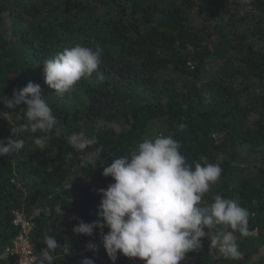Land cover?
<instances>
[{"label":"trees","instance_id":"trees-1","mask_svg":"<svg viewBox=\"0 0 264 264\" xmlns=\"http://www.w3.org/2000/svg\"><path fill=\"white\" fill-rule=\"evenodd\" d=\"M77 44L102 49L98 70L56 93L45 83L44 61ZM29 82L40 85L56 124L43 151L33 141L45 134L25 131L17 137L24 147L0 156V252L17 232L13 211L22 209L33 223L35 264L46 235L60 243L54 264L83 258L113 264L99 228L91 236L72 229L98 219L97 190L114 183L103 168L163 134L180 143L193 168L220 165L201 206L217 195L236 200L249 211V232L255 231L235 233L239 260L210 250L206 236L180 264H264V0H0V96L11 98ZM21 109L27 105L0 104L10 116L0 117V139L25 122L17 119ZM155 124L159 129L149 136ZM73 133L97 143L80 152L67 142ZM70 176H76L71 188L62 190ZM65 245L73 256L64 254ZM0 264L13 263L7 256ZM115 264L144 261L118 254Z\"/></svg>","mask_w":264,"mask_h":264},{"label":"clouds","instance_id":"clouds-1","mask_svg":"<svg viewBox=\"0 0 264 264\" xmlns=\"http://www.w3.org/2000/svg\"><path fill=\"white\" fill-rule=\"evenodd\" d=\"M251 2L240 0L244 5ZM241 14H244V9H241ZM101 56L99 47L92 49L77 44L65 48L44 61L45 83L56 93H67L81 78L98 70ZM97 80H104L102 73L97 74ZM22 103L27 105V109L18 111L17 119L25 122L19 127L12 126L11 136L0 139V156L22 149L24 140L17 137L25 131L44 133L35 137L33 142L41 151L47 146L48 133L53 130L56 117L41 97L40 85L29 82L14 89L11 98L0 96V104L8 109L16 110ZM0 117L7 121L10 119L5 111L0 112ZM178 128L184 130L186 125L180 124ZM67 142L83 152L96 144L97 138L73 133L67 137ZM180 148V143L172 135L160 134L143 139L127 155L114 158L102 172L105 177L111 176L114 183L97 190L101 194L98 219L90 223L79 221L73 227V233L91 236L94 228H99L102 245L113 264L118 254L140 258L144 264H180L187 253L202 248V239L206 236L210 238V250H217L225 259H241L235 233L239 232L241 237L248 236L249 211L236 200L219 195L210 205L201 206L204 194L218 181L222 169L213 163H195L193 168L186 163ZM101 151L102 148H97L96 154ZM74 177L64 181L62 190L71 188ZM57 211L64 215L61 206ZM105 227L109 229L106 234L103 231ZM43 241L46 247L38 264H54L53 253L60 248V243L47 235ZM86 247L98 251L96 244L88 243ZM63 252L68 254L69 248L65 247ZM7 255L6 251L0 252V261ZM80 264H94V260L83 258Z\"/></svg>","mask_w":264,"mask_h":264},{"label":"built area","instance_id":"built-area-1","mask_svg":"<svg viewBox=\"0 0 264 264\" xmlns=\"http://www.w3.org/2000/svg\"><path fill=\"white\" fill-rule=\"evenodd\" d=\"M12 223L17 228V232L5 247L7 256L13 264H35L36 256L30 237L33 223L25 216L22 209L13 211Z\"/></svg>","mask_w":264,"mask_h":264},{"label":"rangeland","instance_id":"rangeland-1","mask_svg":"<svg viewBox=\"0 0 264 264\" xmlns=\"http://www.w3.org/2000/svg\"><path fill=\"white\" fill-rule=\"evenodd\" d=\"M158 125L157 124H155V125H153V129L149 132V136H154V134L158 131ZM249 233H251V234H255V231H250ZM65 247H66V245H65ZM69 254L71 255V256H73L75 253L73 252V251H70L69 250Z\"/></svg>","mask_w":264,"mask_h":264}]
</instances>
